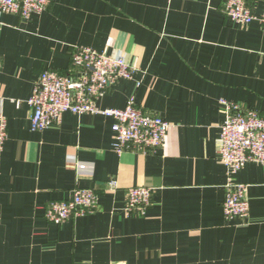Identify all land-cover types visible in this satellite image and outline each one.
I'll use <instances>...</instances> for the list:
<instances>
[{"label": "crops", "instance_id": "0c3cea01", "mask_svg": "<svg viewBox=\"0 0 264 264\" xmlns=\"http://www.w3.org/2000/svg\"><path fill=\"white\" fill-rule=\"evenodd\" d=\"M255 16L264 0H245ZM225 0H51L23 20L0 13V264H264V165L246 164L249 216L227 221V170L217 158L220 100L264 118V29L223 12ZM89 47L120 53L136 69L96 99L99 109L135 106L171 128L155 152L116 154L112 120L66 113L41 132L27 104L40 75L71 69ZM115 188L109 189V182ZM151 190L144 214L125 212L130 188ZM96 209L55 225L50 202L76 189Z\"/></svg>", "mask_w": 264, "mask_h": 264}, {"label": "built area", "instance_id": "2783aa9c", "mask_svg": "<svg viewBox=\"0 0 264 264\" xmlns=\"http://www.w3.org/2000/svg\"><path fill=\"white\" fill-rule=\"evenodd\" d=\"M51 0H0V13L14 14L23 20L47 10ZM224 14L234 23L247 26L257 22L264 29V14L255 16L245 0H225ZM1 70V63H0ZM136 69L123 56L108 55L89 47H77L71 54V69L65 75L45 71L38 78L27 101L31 109L30 129L41 132L61 122L66 113L103 115L112 120L116 154L125 151L141 153L160 150L171 124L149 115L135 106L131 97L122 109H99L95 101L104 96L119 80H131ZM224 121L220 126L217 158L227 170L225 198L222 204L227 221H244L249 216L246 186L235 181V175L248 163L264 165V118L251 110L221 99ZM7 140V122L0 114V155ZM109 182V189L115 188ZM151 205V190L130 188L126 192L125 212L144 214ZM96 209V193L88 188L76 189L69 200L50 202L44 217L60 225L71 218L84 216Z\"/></svg>", "mask_w": 264, "mask_h": 264}]
</instances>
